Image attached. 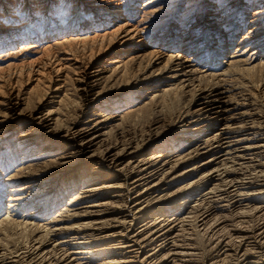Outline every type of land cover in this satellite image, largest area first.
I'll return each instance as SVG.
<instances>
[{
    "label": "bare ground",
    "instance_id": "1",
    "mask_svg": "<svg viewBox=\"0 0 264 264\" xmlns=\"http://www.w3.org/2000/svg\"><path fill=\"white\" fill-rule=\"evenodd\" d=\"M0 264H264V0H0Z\"/></svg>",
    "mask_w": 264,
    "mask_h": 264
},
{
    "label": "rangeland",
    "instance_id": "2",
    "mask_svg": "<svg viewBox=\"0 0 264 264\" xmlns=\"http://www.w3.org/2000/svg\"><path fill=\"white\" fill-rule=\"evenodd\" d=\"M100 104H101V103H100ZM182 169H183V168H182ZM193 177H195V176H189V177H184L183 179H178V180L175 181V184H174L173 187H178V186H180V185H182V184H185V183H187L188 181L192 180Z\"/></svg>",
    "mask_w": 264,
    "mask_h": 264
}]
</instances>
